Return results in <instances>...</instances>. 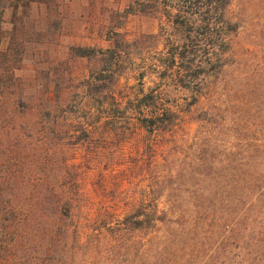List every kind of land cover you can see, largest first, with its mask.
Instances as JSON below:
<instances>
[{
  "label": "trees",
  "instance_id": "16d2710c",
  "mask_svg": "<svg viewBox=\"0 0 264 264\" xmlns=\"http://www.w3.org/2000/svg\"><path fill=\"white\" fill-rule=\"evenodd\" d=\"M33 1L0 0V264H193L205 240L212 241L207 251H222L238 216L237 208H222L224 182L210 190L207 205L173 207L184 173L195 187L209 175L200 172V152L193 164L196 140L187 129L209 122L207 112L195 116L211 98L207 80L235 56L229 0L129 1L128 13L160 14L176 30L163 78L189 90L183 100L167 98L160 86L144 89L147 70L125 66L127 46L139 39L120 33L105 50L71 49L74 58L95 61L94 70L52 68L57 82L29 86L16 74L26 47L16 22L28 19ZM129 71L140 86L128 85ZM187 227L201 229L193 237H202L198 252L168 251Z\"/></svg>",
  "mask_w": 264,
  "mask_h": 264
},
{
  "label": "rangeland",
  "instance_id": "374dc122",
  "mask_svg": "<svg viewBox=\"0 0 264 264\" xmlns=\"http://www.w3.org/2000/svg\"><path fill=\"white\" fill-rule=\"evenodd\" d=\"M129 1L34 0L28 19L16 22L22 32L17 40L23 38L26 46L16 74L32 86L57 82L60 76L48 75L52 68L94 70L95 61L76 59L71 49L105 50L120 33L129 42L139 39L136 45L127 46L131 59L125 66L147 70L142 81L145 90L160 86L171 100L188 98L189 90L176 86L178 81L166 85L163 78V60L167 52L175 50L176 30L170 29L167 18L160 14L128 13ZM226 18L237 27L231 40L235 56L215 80H207V86L211 82V98L203 100L195 116L207 112L209 122L194 121L187 129L189 137L196 140L191 151L193 164H198L200 152L206 163L200 172L209 175L196 180L195 187L190 185L194 179L189 181L188 173H184L183 187L176 192L178 202L173 208H197L193 202L207 205L210 190L221 180L225 186L222 208L238 209L234 236L231 243L223 244L222 251L214 252L216 245L207 251L212 241L205 240L198 252L202 237H193L202 236L201 229L197 227L192 234V227H187L166 249L173 248L178 254L186 247L197 250L198 254L190 258L195 261L193 264H264V0H229ZM3 20L4 27L11 29L9 10L4 12ZM208 70L205 68V72ZM135 75L129 71L126 76L131 87L140 86ZM205 165H211V170ZM194 189L197 194L191 195L190 190ZM203 252L206 254L200 259ZM187 259L180 258L179 263L185 264Z\"/></svg>",
  "mask_w": 264,
  "mask_h": 264
}]
</instances>
